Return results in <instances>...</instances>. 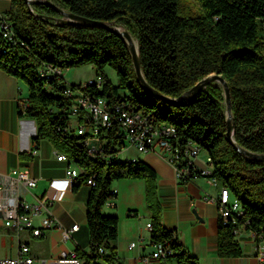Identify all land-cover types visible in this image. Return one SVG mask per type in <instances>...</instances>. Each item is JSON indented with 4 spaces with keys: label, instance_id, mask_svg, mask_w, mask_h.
I'll return each mask as SVG.
<instances>
[{
    "label": "trees",
    "instance_id": "16d2710c",
    "mask_svg": "<svg viewBox=\"0 0 264 264\" xmlns=\"http://www.w3.org/2000/svg\"><path fill=\"white\" fill-rule=\"evenodd\" d=\"M52 1L74 13L128 28L137 40L146 81L166 95L180 96L205 75L220 73L229 85L235 140L252 151L264 152V0ZM6 15L15 42L7 41L0 32V67L28 86L25 115L37 122L33 142L49 138L80 167L74 190L94 175L87 201L91 252L81 253L76 248L83 264H100V258L110 264L116 257L118 217L103 213L102 207L116 195L111 187L114 180L133 177L146 181L150 237L153 243H164L167 251L163 257L180 264L200 263L180 242L177 230L162 222L154 168L141 158L91 157L83 141H89V136L99 141L98 133L81 136L62 131L67 119L61 110L71 103L62 94L67 83L59 81L64 79L62 74L47 77L40 71L45 63L58 69L92 63L95 73L105 78L103 89L96 93L112 100L127 99L156 121L171 124L175 129L173 144L192 141L207 151L211 163L207 176L216 178L218 188L225 185L242 207L237 223H223L218 218L220 257L243 255L234 233L241 222L255 232L257 243L264 241V160L241 154L227 141L221 85L209 83L189 102L163 100L150 94L137 78L120 35L103 27L62 24L54 18L60 13L43 2L29 6L25 0H11ZM106 66L115 70L117 82L107 76ZM86 87H95V82L86 83ZM196 171L202 174L201 169ZM179 180L185 183L190 179ZM101 246L103 252H99Z\"/></svg>",
    "mask_w": 264,
    "mask_h": 264
},
{
    "label": "crops",
    "instance_id": "0c3cea01",
    "mask_svg": "<svg viewBox=\"0 0 264 264\" xmlns=\"http://www.w3.org/2000/svg\"><path fill=\"white\" fill-rule=\"evenodd\" d=\"M10 7L11 0H0V15L6 14ZM27 94L26 83L0 67V173H8L15 167L28 169L36 177V184L31 188L18 186L19 196L34 202L38 197L48 195L47 208L34 217L33 222L42 227L43 219L51 216L54 225L42 227V233L34 235L30 228L17 231L6 226L4 216L0 213V257L14 255L22 242L29 245L33 255L41 258L56 257L73 248L79 249L81 253H90L87 201L91 186L82 183L76 190L73 186L64 188L67 162L57 160L56 151L61 150L49 138H40L38 152L30 153L37 134V122L35 118L21 113L17 106L18 99H26ZM61 156L67 155L61 151ZM132 156L141 158L155 169L162 222L166 227L177 230L180 242L197 257L200 264L256 263L258 243L248 232L241 236L248 249L239 241L243 255H218L217 206L206 199V196H216L218 187L209 177L200 175L182 183L175 167L161 151L144 153L142 156L132 153ZM124 158L135 159L131 156ZM195 162L199 168H206L199 159H195ZM5 185H8V181H5ZM111 187L116 195L106 200L102 207L103 213L118 217L117 254L110 264H180L176 260L152 255L155 247L150 229L146 226L150 221V212L145 179L119 178L112 182ZM10 192L7 188L4 193H0V201ZM74 223H78V228L70 238L64 239L62 228H69ZM133 241L135 245L129 248ZM99 262L108 264L103 258Z\"/></svg>",
    "mask_w": 264,
    "mask_h": 264
},
{
    "label": "built area",
    "instance_id": "2783aa9c",
    "mask_svg": "<svg viewBox=\"0 0 264 264\" xmlns=\"http://www.w3.org/2000/svg\"><path fill=\"white\" fill-rule=\"evenodd\" d=\"M11 20L6 14L0 15V32L7 41L15 42L11 35ZM63 69H58L48 63H45L40 71L45 72L47 77L62 74ZM95 87H85V83L67 84L62 94L71 100L69 107L61 110L67 119V125L61 126L64 133H74L81 135L85 132H98L99 141H83L87 148L88 155L91 157H115L132 156L129 147H134L138 152L149 153L156 152V149L175 167L178 178L192 179L199 176V168L195 162L201 148L198 144L188 141L183 144H173L174 127L169 123H160L152 117L151 113L140 106L133 105L129 100L123 98L110 99L106 95L96 93V90H102L105 84V78L101 73H95ZM18 109L25 114L27 107L26 99L19 98L17 101ZM117 127L110 133L109 129L114 125ZM60 128V127H59ZM39 144L33 142L30 150L31 154H36ZM56 158L59 161H66V178L64 179V188L71 187L77 181L81 169L69 156H61V151H56ZM206 164L210 167L199 168L203 176H207L211 171L209 155L206 157ZM208 177V176H207ZM215 185V177H209ZM8 181V185H5ZM36 184V177L31 175L28 169L13 168L8 173H0V193H4L7 188L11 190L10 195H6L4 200L0 201V213L4 216L6 226L15 230L30 228L34 235L42 233V227H51L54 225V219L48 216L43 219V226L34 225V217L41 214L47 208L49 202L48 195L38 197L34 202L20 198L18 186L28 188ZM87 184H94V175L87 179ZM114 190V189H113ZM217 195L207 197L206 199L216 203L218 218L223 223H237L239 215L242 214V207L238 201L234 200L225 185L217 189ZM115 191V190H114ZM116 192V191H115ZM146 226L151 229V222ZM78 228V223L72 224L69 228H62L63 238L68 239L72 232ZM248 232L254 238V231L247 229L244 222L239 223L234 228L236 236H241ZM135 242L129 244L133 247ZM154 257L164 256L166 248L163 242L154 243ZM104 247H99V252L104 251ZM257 261L255 264L264 263V241H258ZM0 264H83L78 250L73 248L70 251L61 253L52 258H41L33 255L27 243H20L17 252L14 255L0 257Z\"/></svg>",
    "mask_w": 264,
    "mask_h": 264
},
{
    "label": "water",
    "instance_id": "95a60500",
    "mask_svg": "<svg viewBox=\"0 0 264 264\" xmlns=\"http://www.w3.org/2000/svg\"><path fill=\"white\" fill-rule=\"evenodd\" d=\"M29 6H32L35 3L43 2L47 5L53 7L56 11L60 13L59 16H54V18L62 24H78L84 26H97L106 28L109 31H112L120 35L126 42L128 50L131 54L133 66L137 75V78L141 84L150 92V94L159 97L163 100L171 102H189L191 101L199 91L204 89L209 83L218 81L223 89L225 107H226V132L225 136L229 143H231L241 154L259 160H264V152L252 151L241 144H239L234 138V116L232 113V103L230 98L229 85L227 80L220 74L216 72L209 73L196 81L192 86L187 88L180 96H169L158 89L152 87L145 79L142 68H141V59L138 45L134 43L133 35L128 30V28L118 25L112 21H106L102 19H94L85 15L77 14L69 9L60 6L52 0H25ZM41 18H46L43 14H38ZM137 41V40H136ZM137 43V42H136ZM193 211L196 212V209L193 208Z\"/></svg>",
    "mask_w": 264,
    "mask_h": 264
},
{
    "label": "rangeland",
    "instance_id": "374dc122",
    "mask_svg": "<svg viewBox=\"0 0 264 264\" xmlns=\"http://www.w3.org/2000/svg\"><path fill=\"white\" fill-rule=\"evenodd\" d=\"M104 70L107 76L113 82H117L116 72L111 66H106ZM62 76L64 77V79H60L59 81L60 82L65 81L67 84L80 83V82L88 83V82H93V81L95 82V79H94L95 78V68L92 63H86L80 66H72V67L64 68L62 70ZM215 83L220 85L218 81H215ZM122 92L127 93L128 91L123 90ZM89 139H90L89 141H96L95 139H93L92 136H89ZM156 151H159V150L156 149ZM128 152H130V154L138 153L139 156H142V154H144L142 152H138L134 147H131V146L129 147V151L125 153H128ZM122 157L124 158L126 156H122ZM206 157H207V151L205 149H201L196 158L199 159L201 164L206 165V167H210V165L206 164ZM241 236H237V238L239 239V241H241V244H243V238ZM242 246H245V245L243 244ZM245 247L246 249H248L247 245Z\"/></svg>",
    "mask_w": 264,
    "mask_h": 264
},
{
    "label": "bare ground",
    "instance_id": "6f19581e",
    "mask_svg": "<svg viewBox=\"0 0 264 264\" xmlns=\"http://www.w3.org/2000/svg\"><path fill=\"white\" fill-rule=\"evenodd\" d=\"M134 39V43L137 44L136 42V39L133 37ZM85 87H86V83H85ZM85 133H98V132H85ZM85 133H82V134H85ZM99 134V133H98ZM118 157H122V156H115V157H107V158H118ZM94 158H103V157H94ZM107 158H103V159H107ZM210 159V158H209Z\"/></svg>",
    "mask_w": 264,
    "mask_h": 264
}]
</instances>
